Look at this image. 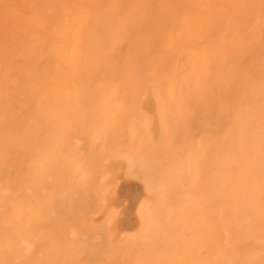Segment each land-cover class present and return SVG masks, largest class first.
Returning a JSON list of instances; mask_svg holds the SVG:
<instances>
[{"label": "bare ground", "instance_id": "obj_1", "mask_svg": "<svg viewBox=\"0 0 264 264\" xmlns=\"http://www.w3.org/2000/svg\"><path fill=\"white\" fill-rule=\"evenodd\" d=\"M42 1L37 107L0 111V264H264V0H216L208 51V1L162 0L120 68L109 20L141 0ZM7 9L5 106L27 30Z\"/></svg>", "mask_w": 264, "mask_h": 264}, {"label": "rangeland", "instance_id": "obj_2", "mask_svg": "<svg viewBox=\"0 0 264 264\" xmlns=\"http://www.w3.org/2000/svg\"><path fill=\"white\" fill-rule=\"evenodd\" d=\"M25 1V2H24ZM88 1V0H87ZM102 1H104L105 2V0H102ZM112 2V0H108L107 2ZM138 1H140V0H138ZM142 2V4H141V6H144L143 7V10H141L142 9V7L140 6V7H137V8H135V9H137L135 12L133 11V7H132V12H130L129 13V11L130 10H127V11H125V9H123V13L122 14H124L125 12H127V14H128V17H129V15L132 13V15L133 16H131L130 15V18L131 17H134L135 15L134 14H136V18H133V21H136V19H137V22L136 23H133V22H131L129 19L130 18H123V20H122V22L124 21V19L126 20V24H124L123 26H124V29H122L121 30V23L122 22H120L121 21V19H118V21H116V22H113V21H115L116 20V18L115 17H117V16H115V17H112V20L110 19L109 21H111L110 23L111 24H109V25H112L113 23H114V25H117V26H115L114 27V25H113V27L114 28H116L115 29V32H114V30L113 31H111V34H112V37H113V40L111 41V39H108V38H106L107 39V42H108V40L109 41H111V43L112 44H114V46H115V42H117V40H119L118 42H119V45L116 47V49L112 52V53H110V52H108L107 54H106V56L111 60V61H113V62H116L117 64H116V66L118 67V68H120L121 66H122V64H123V62L124 61H127V59L128 60H132V57H134V49H135V46L136 47H138L139 45H138V43H140L139 41L141 40V39H138L141 35H142V33L144 32V30H145V28H146V25L148 24V23H151L154 19H156V17H157V15H159L158 13H157V11H156V8H157V6H158V3H160L162 0H147V1H143V0H141ZM166 3H174L175 2V0H164ZM206 1H208V3H206L205 5H204V7L205 8H203V19H202V27H201V29L203 30V37H204V40H203V42H204V45L206 46V47H204L205 49L204 50H206V49H208V50H210L209 48H211L212 47V42H213V39H214V36H215V26H216V24H217V3L215 2L216 0H206ZM42 0H40V1H38V0H20V3H19V1L18 0H0V4H4L5 6H7V11H10V12H12V13H23V15H24V17H25V22L27 23V25H25V22H24V25H25V27L27 28V30H26V33H25V35H26V37L24 38V43L26 44H23L24 45V48H23V52H22V56H23V69H24V71H25V79H24V82H26V84L23 82V87L26 89H22V90H19V92H21L22 94H18V90H10V92H13V93H10L11 95H14V96H11L10 95V97L12 98H10L9 96H7L8 97V99H6V98H4V99H6V100H4V102L5 103H7L6 104V106L1 102L0 103V111L1 112H4V114H5V111L7 110V109H9V110H7V112H6V114L7 115H17V114H19L20 112V114L19 115H21L22 114V111L24 112H26V111H29V110H33V109H35L36 107H37V98H36V95H37V93H35L36 92V88L34 87V85L36 84V82H38L39 81V79H38V72L36 71L38 68H39V65L40 66H43V65H45V60L43 59V58H39L38 57V53L37 54H35L36 53V51L38 52V50H37V47L35 46V43H37L38 42V40H37V35H36V33L37 32H39V29L38 30H36L35 31V29H37L38 27L37 26H33V25H37V24H35V23H37V21H38V18H37V16H39V14H40V12H39V10H40V8L41 7H39V6H42L43 4H42ZM91 2V1H90ZM13 3H15V4H13ZM23 3H24V5H23ZM25 3H27V4H25ZM37 3L39 4V5H37ZM133 3V1L131 2V3H129V2H127V3H125L124 4V6H123V8L126 6V4H132ZM13 4V5H12ZM18 4V5H17ZM29 4V5H28ZM34 4V5H33ZM110 3H106L105 5H108V7L109 8H111L110 7V5H109ZM2 5H0V7L2 6ZM12 5V6H11ZM15 5V6H14ZM30 5H32V6H30ZM36 5V6H35ZM129 5V7H131ZM18 6V7H17ZM20 6V7H19ZM26 7V9H28L27 10V12L25 11L26 9H23V8H25ZM151 6V7H150ZM23 7V8H22ZM29 7V8H28ZM33 9H32V8ZM37 7V8H36ZM107 6H106V8H108ZM34 8H36V9H38V11L36 10V9H34ZM102 8H105V6L103 7H101V9ZM125 8H128L127 6L125 7ZM150 8H152V9H150ZM32 9V10H31ZM18 10V11H17ZM29 10H30V13H29ZM141 10V11H140ZM148 10H149V12H148ZM125 11V12H124ZM32 12V13H31ZM38 12V13H37ZM140 12V13H139ZM153 12V13H152ZM29 13V14H28ZM37 15H35V14ZM97 13H99V10H96V14ZM137 13L138 14H140V16H138L137 15ZM126 14V13H125ZM127 14H126V16H127ZM0 15H1V12H0ZM30 15V16H29ZM31 15H33L32 17H31ZM121 16V15H120ZM118 16L119 18H121V17H124L125 15H123V16ZM138 17H140L142 20H140V18H138ZM144 17V18H143ZM27 18V19H26ZM33 18V19H32ZM115 20H114V19ZM34 19L36 20L35 21V23L33 22L34 21ZM32 20V21H31ZM130 22H129V21ZM128 21V22H127ZM150 21V22H149ZM32 22H33V24H32ZM118 22V23H117ZM143 22V23H142ZM131 25H130V24ZM133 23V24H132ZM120 24V25H119ZM134 25V26H133ZM142 25H144V26H142ZM28 26H30V27H28ZM31 26H32V28H34V27H36L35 29H32L31 28ZM129 26H131V28L129 27ZM112 26H111V29H114ZM132 27H135V28H133L132 29ZM118 28H120V31H119V29ZM123 28V27H122ZM34 30V31H33ZM32 31L33 32H35V35H34V33H32ZM27 32H29V33H27ZM132 32V34L131 35H129L130 36V38H132V39H130L129 38V36H128V34H130V33ZM135 32V33H134ZM28 34H30L29 36H28ZM34 36V38H33V36ZM38 34V33H37ZM1 36H0V44H2V41L6 38V36L4 35V37H3V35H2V32H1V34H0ZM16 35V34H15ZM14 35V36H15ZM117 37H116V36ZM124 35H125V38H124ZM32 36V37H31ZM128 36V37H127ZM133 36V37H132ZM30 37V38H29ZM135 37V38H134ZM4 38V39H3ZM32 38V39H31ZM28 39H30V40H32L33 41V39L34 40H36L35 42L33 41V43H32V41H29ZM136 39V40H135ZM13 40H15L14 38H13ZM132 40L134 41H136L135 43L134 42H132ZM30 42H31V44H30ZM123 42V43H122ZM133 43V44H132ZM11 44H13V45H15L16 44V42H10V45ZM32 44H33V46H35V47H33L32 46ZM107 44H110L109 42L107 43ZM125 44V45H124ZM27 45H29V46H27ZM37 46H38V43L36 44ZM111 45V44H110ZM126 45H129V46H126ZM135 45V46H134ZM209 45V46H208ZM114 46H113V48H114ZM25 47H31L30 48V50H33V51H30L29 49V51L28 50H26V48ZM129 47H131L133 50H132V52L127 56L126 55V53H127V50L129 49ZM209 47V48H208ZM0 48H2V45H0ZM107 48V47H106ZM2 51H0L1 52V54L4 52V48L3 49H1ZM108 49H106V51H107ZM208 50H206V51H208ZM25 51H27V52H25ZM118 51H119V53H118ZM32 52L34 53V54H32ZM27 55H26V54ZM0 54V55H1ZM25 55V56H24ZM31 55V56H30ZM118 55V56H117ZM26 56H30L29 58H27V59H29V65H31V66H29L28 65V61H26L27 59H26ZM37 56V57H36ZM127 56V57H126ZM33 60V61H32ZM25 61H26V63H25ZM38 61V62H37ZM122 61V62H121ZM20 62H22V60L20 61ZM39 63L38 64V66L36 67V69H35V66L33 65V64H35V63ZM99 62V61H98ZM97 62V63H98ZM13 63V62H12ZM12 63H11V65H12ZM43 63V64H42ZM91 64V63H90ZM89 64V65H90ZM88 65V66H89ZM28 66V67H27ZM32 68V69H31ZM27 71H26V70ZM29 70H33V71H29ZM98 70L99 71H103L104 70V63L103 62H99L98 63ZM29 74V75H28ZM27 78V79H26ZM119 78V77H118ZM34 81V82H33ZM28 89V90H27ZM31 90V91H30ZM15 91V92H14ZM27 92V94H25ZM35 93V95H33ZM25 94V95H24ZM19 95V96H18ZM16 96V97H15ZM21 96H22V98L23 99H27L26 101L24 100L23 101V99L21 98ZM24 96H25V98H24ZM27 96V97H26ZM29 96H31L32 98H33V100H32V98L31 97H29ZM34 96V97H33ZM17 97H19L18 99H16ZM10 98V99H9ZM29 98H31V99H29ZM22 101H21V100ZM30 100H31V102L34 104V107H32V104H31V102H30ZM11 101V102H10ZM13 101H14V104H13ZM17 101H18V103H17ZM34 101H35V103H34ZM25 102V103H24ZM15 103H16V106H15ZM24 103V104H23ZM30 103V104H29ZM1 104H2V106H1ZM9 104V105H8ZM14 105V107H16L15 109H13V111H12V109H10V108H13V105ZM23 104V105H22ZM26 104L27 105H31V108H28L27 109V107L28 106H26ZM7 105H8V107H7ZM6 107V108H5ZM3 108H4V111H2L3 110ZM17 108H19V109H21V111L19 110V109H17ZM6 109V110H5ZM23 109V110H22ZM16 110V111H15ZM20 111V112H19ZM10 112H12V113H10Z\"/></svg>", "mask_w": 264, "mask_h": 264}]
</instances>
